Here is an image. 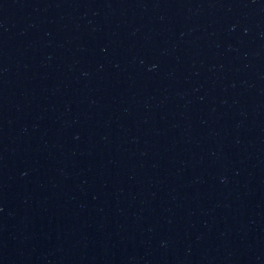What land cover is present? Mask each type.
Returning <instances> with one entry per match:
<instances>
[{"label": "water", "instance_id": "1", "mask_svg": "<svg viewBox=\"0 0 264 264\" xmlns=\"http://www.w3.org/2000/svg\"><path fill=\"white\" fill-rule=\"evenodd\" d=\"M0 264H264V0H0Z\"/></svg>", "mask_w": 264, "mask_h": 264}]
</instances>
